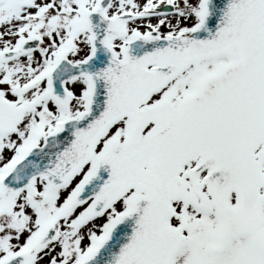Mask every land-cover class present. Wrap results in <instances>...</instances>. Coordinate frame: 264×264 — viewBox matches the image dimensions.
<instances>
[{"label":"snow or ice","instance_id":"6c2138e0","mask_svg":"<svg viewBox=\"0 0 264 264\" xmlns=\"http://www.w3.org/2000/svg\"><path fill=\"white\" fill-rule=\"evenodd\" d=\"M0 264H264V0H0Z\"/></svg>","mask_w":264,"mask_h":264}]
</instances>
